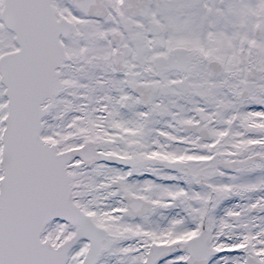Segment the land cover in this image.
<instances>
[{
	"label": "snow or ice",
	"instance_id": "1",
	"mask_svg": "<svg viewBox=\"0 0 264 264\" xmlns=\"http://www.w3.org/2000/svg\"><path fill=\"white\" fill-rule=\"evenodd\" d=\"M0 264H264V0H0Z\"/></svg>",
	"mask_w": 264,
	"mask_h": 264
}]
</instances>
